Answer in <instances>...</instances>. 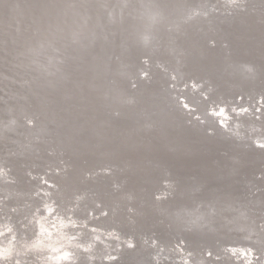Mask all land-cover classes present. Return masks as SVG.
Listing matches in <instances>:
<instances>
[{
	"label": "water",
	"instance_id": "95a60500",
	"mask_svg": "<svg viewBox=\"0 0 264 264\" xmlns=\"http://www.w3.org/2000/svg\"><path fill=\"white\" fill-rule=\"evenodd\" d=\"M157 1L162 5L166 3L164 2L166 0ZM250 6H256L255 0H253V4ZM21 7L25 9L24 14L20 11ZM62 7L61 0H57L54 4L41 3V0H0V49H2L0 50V73L11 76L10 70H18V75L14 74L12 79H7L0 74V85L3 82L5 83V89H2L0 86V98L2 96L5 97V99H0V105L5 102H12L13 108L20 107L22 104L25 105L27 107L26 110L31 112V119L34 120V125L43 117L49 119L55 116H64L65 119H68L67 121L62 120L60 122L59 126L61 125V127L58 130L61 132L58 135L47 133L43 136V134L37 133L35 134V138L32 139L31 143L34 144L41 145L45 141L52 144L53 142H57L60 136L62 144H59V142L54 144L53 148L50 147L47 150L48 154L44 147L38 146L32 149V153H28L27 149H25L26 154L24 155H29L25 158L22 156L23 153L14 149L15 143L9 140L3 141L4 138L0 137V154L5 156L8 162H10L11 171L17 172L27 165H30L33 169H39L42 168V165L43 168H53V166L61 164L58 167L60 171L56 170L54 174L56 179L62 178V180H58V186L54 187V196L58 199L60 198V193H65L70 176H73V168L71 167H74L75 164L76 166L79 164L81 167L86 168L90 164L88 159H95V157H98L97 153L104 152L106 154L108 150L117 151L120 149L122 150L119 153L120 156H124L129 151V147L135 146L129 145L127 148L125 146L127 143L132 142L139 146L143 142L145 144L142 148L143 150L147 152L150 148L154 147L164 156H161L163 159L148 160L142 165L138 164V169L136 168V164L132 162L125 163L120 161L121 159H117L111 164H106L105 167L112 170L111 175L106 174L109 181L111 180V185L115 181L112 178L116 177L120 178V187L114 190L111 186L112 189L109 192L94 193L93 198L99 199L98 206L105 207V211L108 212L107 216L101 214L104 217L103 219L109 217L115 219L123 210H125L123 212H126L129 201H131V206L136 210L135 215L132 217V220L135 222L131 223L135 224L140 221L145 230L148 233L154 234L160 242L161 237L165 236L171 241H178L181 239L179 237L181 235L188 248H192L196 244L200 248L202 246L212 247L213 250L216 248L217 241L220 243L235 242V237L232 239H219L214 242L212 232L203 230L186 231L188 234L189 232L193 234L191 237L189 236L191 234L188 235L182 230L174 232L172 230L175 226V217L167 216L168 210L166 212L164 208L165 211L161 210V215L154 214L156 216L154 219L150 213L147 215L145 209L148 210L151 202H153L151 197L153 198V193L155 192H162L163 196L165 193L164 189H168L164 197L166 199L174 198L178 194L176 189L178 184L181 180L183 181L187 178L201 183L200 188L195 194H229V192H234L239 194L241 198H247L253 190H255L253 198L264 194V177L261 176V174H264V150L251 146L245 148V141L243 139L221 132L218 128L216 129V135H207L205 129L209 126L215 128V120L207 117V113H203L201 109L210 105L215 107L219 103H225L229 106L230 112L234 104L237 107L242 103H248L249 108L253 112H255V107H260L261 112H264V107H262L264 99H260V97L264 96V87H262L264 85V49H261L259 52L257 51L254 43L248 39L245 29L239 22L227 25L216 21V24L214 23V37L211 39L215 41V47L209 46V43L200 44L199 42L196 48L183 51L184 55L179 57L180 63L178 64L181 72L174 67L172 68L166 61L160 62L169 72H161L159 68H155L154 64L152 83L145 84L141 81L137 86V93L130 95L128 93L130 90V76L136 73V65L139 62L138 56L140 54L135 49L136 42L132 36L126 37L124 47L119 46V43L113 45L110 40L105 41L103 38L104 33L100 31V26L105 27L106 30L112 26L109 25L105 12L101 11L102 13L99 12L102 14L101 25L96 24L94 30L92 16L95 5L92 0H88L86 2V9L90 14L85 16L81 24L83 32L87 30L88 35L81 32L82 34L77 33V36L74 38L63 39V44L60 45L62 46L60 48L61 51H59L60 53L62 52L61 60L56 63L60 67V71L49 66V64L47 70H43L33 62L29 66L14 67L18 61L14 57H11V54L18 47V52L22 48L23 51L29 54V51L25 48L23 49V46H27L30 41L36 38V35L43 34V32L49 37L51 35L50 27L53 25V22L60 21L64 11L67 13L71 12L68 11L70 10L68 7L63 9ZM81 8L84 10L83 7ZM45 10L50 15H45ZM12 11L17 12L15 14H17V19L20 21L21 26H19L18 31L15 30L16 18L12 16ZM3 14H5L7 19L2 17ZM130 21L126 20L123 25L115 30L118 32L122 31L126 35L127 31L130 30ZM29 23L35 25L36 30H27L29 29ZM17 40L21 44L13 43V41ZM226 40L229 43L228 49H225L223 46ZM149 42H151V37ZM44 51V47L41 46L35 49L34 57L39 56V59H35L43 61L42 55ZM227 54L238 59L250 60L252 64L259 65V81L245 79L244 76L247 73L242 74V71L227 65L226 57H223ZM13 60L15 64L12 62ZM121 61H123L122 64ZM204 66L206 67L204 68ZM193 69L199 70V75H194ZM47 72H55L56 75L48 77L46 75ZM164 73L167 74V77ZM169 73H174L177 76V80L180 81L177 84L179 87L176 86V89L172 88L168 90V84L175 83L171 80ZM46 77L52 81V87L49 83H44ZM191 79H194L198 84L203 82V87L199 91H193ZM162 82L166 86L162 85ZM97 83H105L106 90L111 95L115 94L119 97L122 102H118V104L124 106V113L121 119L112 120L110 118L105 119L103 123L99 121L94 122L90 126L91 129H89L86 124H83L86 121H83L82 117L84 112L96 108L94 106L97 103V96L102 92L97 87ZM185 83L188 84L187 87H184ZM250 83L255 87L250 91H242L240 85L248 86ZM68 86L71 89L64 91V88ZM209 86L212 88L211 92L207 91ZM14 89L18 93H11V90L14 91ZM172 90H176L179 95L178 101L180 97H184V100L190 104L189 110H184L179 104L172 102V100L168 103L166 102V98ZM74 93H77V97ZM32 94H39L38 96H41L42 100L44 99L43 103L37 105L38 102L35 101L37 95ZM204 95L208 97L206 100L204 99ZM58 97H60L58 99L59 103L55 101ZM75 97L77 103L72 101L76 100ZM129 97L135 98V102L133 100L129 104L127 102ZM238 97H242V99H239V102L237 101ZM253 105L255 107H252ZM54 107L60 108L56 109ZM35 109L41 110V113L34 114ZM55 109L57 111H54ZM71 109L75 110V113L80 112L81 115H78V120L69 116L71 115ZM103 109L104 107H102ZM127 109L130 111L128 112ZM12 110L14 111V109ZM43 110L48 112V116L44 114L45 112L43 113ZM20 112L24 113V111ZM0 114L6 116L8 113L2 111ZM197 115L201 119L206 120L205 125L201 126L199 120H193V117ZM86 117H90L89 114ZM27 118L28 115L22 117V120L25 122ZM91 118L94 119V116H91ZM240 119L245 125L248 122L255 123L254 120L248 121L244 117ZM186 120H192L193 125H187L185 123ZM240 131L247 135L246 129H241ZM6 133H10V131ZM19 136L21 138V135ZM24 148L31 149L29 146ZM43 157L50 158V160H43ZM230 157L232 159H229ZM55 158L57 159V163H54ZM223 160H232V163L235 164V171L230 169L229 172H226L227 168L223 167L219 168V170L223 169L221 173L219 171L214 172L216 163H220ZM97 163L95 165H103L100 161ZM146 169L149 170L147 174H145ZM44 172H47L46 168ZM159 172L163 174L160 175ZM86 173L90 174V172L81 173L79 184L80 182L84 184L88 182V178H93V175L86 177ZM23 175L24 178L30 179L27 174L23 173ZM237 177L241 181L249 177L252 179L249 183L243 182L242 186L238 183L237 187L241 186L238 191L236 186L234 188L233 183L234 178ZM164 179H170L171 181L167 187H164L162 184V181H165ZM133 180L137 181L136 185L139 187V193H132L124 200L120 198L119 204L109 205L107 203V201L111 202L113 198L118 197L123 191L133 186ZM149 182L159 185L155 190L150 189L149 197L144 196L142 199L140 194L144 193L146 185L150 184ZM69 189L73 190L72 192L78 190L73 187ZM57 195L58 198L56 197ZM249 206V213L256 215L255 206L252 204ZM200 207L205 208V205L202 204ZM127 216L128 214H126V218ZM261 218L263 219L264 215ZM126 220L129 219L127 218ZM117 222V220L116 223L111 222V226L119 228ZM132 235H136V233L132 231ZM123 258L127 259V264H138V262L140 264H154L151 258L146 261L136 255L135 249L123 251L118 260H122Z\"/></svg>",
	"mask_w": 264,
	"mask_h": 264
},
{
	"label": "bare ground",
	"instance_id": "6f19581e",
	"mask_svg": "<svg viewBox=\"0 0 264 264\" xmlns=\"http://www.w3.org/2000/svg\"><path fill=\"white\" fill-rule=\"evenodd\" d=\"M94 5H95V10H94V14L92 16V21H93V28L95 30V25H101V20H102V12L105 5L102 2H97V0H92ZM27 2V1H26ZM166 2V1H164ZM145 3L150 4L151 5V11L152 12H157L160 10V8L163 6L161 3H159L157 0H145ZM28 4V3H27ZM61 4H63V8H67L70 9L68 11H71L69 13H67L66 11H64L62 13V19L60 21H54L53 25L50 27L51 28V32H50V38L48 36H46L43 32V34H39L38 36L36 35L35 39H33V41H30L27 46H23V49H27V51H29L28 54V60L25 61V65L29 66V64L31 62H33L34 64L36 63V65L39 66V68L43 69V70H47V66L49 64V66L54 67L56 69H59V71L61 70L60 67L56 64L59 60H61V53L59 51H61V44H63V39H67V38H74L77 36V33L82 34L81 32H83L82 30V26L81 24L83 23V20L85 18V16H88V11L86 9V3L85 2H81V0H61ZM165 4V3H164ZM88 5V4H87ZM108 7H111L112 4L107 5ZM84 8V10H82V8ZM19 8V7H18ZM85 10L87 11V15H85ZM20 11L22 14H24L25 9H22V7L20 8ZM101 12V13H99ZM16 21V27L15 30L18 31L19 30V26L20 25V21L19 19H17V12L12 11L11 12ZM106 15V13H105ZM2 17L4 19H7L5 17V14L2 15ZM13 18V19H14ZM63 21V22H62ZM34 22V21H33ZM133 23V21H130V25ZM141 23L143 24V30L138 33L136 36H132L133 40H135V42L139 39V36L141 35H146L149 37H151V42H148V46L149 47H153L156 44V36L157 33L155 31L154 26L151 25V21H149L146 17L141 21ZM216 24V22H215ZM29 29L27 30H36L35 25L29 23ZM129 25V26H130ZM214 24L209 28V27H205L203 31H199L197 30V27L195 26H188L184 33L178 37L173 38L172 35L163 32V30H161V37L164 40V44L166 48H174V49H182L184 52L187 51L188 49H194L198 46L199 42L200 44H208L209 40H211L214 37ZM53 29V30H52ZM130 29V28H129ZM33 33V32H32ZM37 33V32H36ZM48 33V31H47ZM83 33H85V35H88V31L85 30ZM38 42H40L38 44ZM13 43H20L18 40L17 41H13ZM21 44V43H20ZM39 46L44 47V53L42 55V57L44 59L41 60H37L35 58L39 59V56L34 57V53H35V49H37ZM19 49V47L17 48ZM15 50L14 53L11 54V57H15L16 54L18 53V50ZM185 49V50H184ZM21 51L22 48H20ZM20 51V52H21ZM31 51L32 54H31ZM220 52V50H218ZM226 57V63L227 65H230V67H234L239 71H242V69L240 68V64L242 62H247V63H252V61L247 60V59H238L236 57H232L231 55H226L223 56ZM156 59H159L160 61H166L168 62L171 67L175 68L176 70H178L179 72L180 69L178 68V64L176 62V58L173 56H169L167 54L166 51H162L161 54L158 55V57H156ZM137 60V59H136ZM136 60H134V62H136ZM15 64V61H12ZM123 61H121L122 64ZM124 64V63H123ZM128 64V63H126ZM188 65V64H187ZM206 66H204L205 68ZM11 76L7 75L5 73H0L2 74L4 77H6L7 79H12V76H14V74L18 75V70L17 69H12L10 70ZM133 73V72H132ZM193 74L194 75H199V70H194L193 69ZM245 74V73H243ZM132 75V74H131ZM164 75L167 77V74L164 73ZM164 76V77H165ZM50 77V76H48ZM15 79V78H13ZM200 80V79H199ZM195 81L194 79H191V82ZM196 82V81H195ZM255 82V81H253ZM44 83H49L50 86L52 87V81L50 79H48L46 77ZM197 83V82H196ZM124 84V83H123ZM165 83L162 82V85ZM184 84V83H183ZM182 84V85H183ZM2 89H5V83L3 82L2 85H0ZM9 86V85H7ZM177 87H179L178 85H176ZM242 88V91H250L252 90V88H254L255 86H253L251 83L248 86L245 85H240ZM97 87H99L102 92L105 91L107 88L105 87V83H97ZM177 87H174V89H176ZM264 87V85L262 86ZM71 88L65 87L64 91H69ZM108 91V90H107ZM17 92V90L14 89V91L11 90V93ZM203 92V91H200ZM18 93V92H17ZM78 93V90H77ZM77 93L76 97H77ZM109 93V92H108ZM173 94L175 95L176 99L173 100ZM201 94V93H200ZM32 95H37L36 98V102L37 105L42 104L44 99L42 100L41 96H38L39 94H32ZM63 95V94H62ZM110 97L112 98V100L116 103L118 102H122L119 97H117L115 94H110ZM44 96V95H42ZM181 96V95H180ZM75 97V99H76ZM178 97L179 95L177 94L176 90H172L169 92L167 98H166V102H170L172 100V102H175V104H179L178 101ZM3 99H5V97L2 96ZM48 98V97H47ZM60 97L56 98L55 101H58L59 103V99ZM63 99V98H62ZM65 99V98H64ZM61 100V99H60ZM79 100V98H78ZM135 102V98L129 97V99H127V102L129 104H131L132 102ZM73 102L77 103V99L76 100H72ZM239 102V100H237ZM62 102V101H61ZM97 103H95L96 108H92L90 111L84 112L83 113V124L89 127V129H91V125L94 122H100L103 123L105 119H110V117L106 114V110H102V105L101 103L96 100ZM64 103V102H62ZM74 103V104H76ZM185 103H187V101L185 100ZM73 104V105H74ZM189 104V103H187ZM218 105L224 106L226 105L225 103H219ZM235 105V104H234ZM248 106V103H242L237 107H242V106ZM190 106V104H189ZM227 106V105H226ZM39 107V106H38ZM64 107V106H61ZM127 107H131V106H127ZM229 106H227L226 110L229 111L228 109ZM54 108H60V107H54ZM232 108V107H231ZM14 109V111L12 110ZM16 109V110H15ZM27 107H25V105H21L20 107H16L13 108V104L12 102H5L4 104L0 105V112H7L8 114L6 116H2L0 114V119L5 120V122H7V120L9 119V111H11V115L14 116L18 122V126H13L12 124L8 125L9 131L10 133H4L3 137V141L5 140H9V141H15L14 144V149H16L18 152L23 153L22 156H24L26 158L27 155L25 153V149H27L28 153H32V149L36 148V147H44L46 149V153L47 150H49L50 147L53 148V146H55L54 144H56L57 142H59V144H62L60 142V136L58 137V141L57 142H53L52 144L47 143V141L42 142L41 145L40 144H34L31 143L32 139L35 138V134L39 133V134H43V136L47 133H54L56 135H58L61 131H59V127H61V125L59 126L60 122L63 121H67L68 119H65L64 116H55L54 118H49L47 119L46 117L40 118L41 120L34 125V127L32 128H28L25 126V122L24 120H22V117L28 115V118H31V112L26 110ZM54 111H57V110ZM131 109V108H129ZM129 109L128 112L130 111ZM203 113H207L209 107L207 106L206 108H201ZM20 111H24V113L20 112ZM34 114H38L41 113V110L35 109L34 110ZM45 112V113H44ZM92 112V113H91ZM43 113L45 115L48 116V112L46 110H43ZM71 117L74 118H78V115H81L80 112L79 113H75V110H70ZM69 113V114H70ZM90 117H86V115H88ZM148 114V113H146ZM57 115V114H56ZM91 116H94V119L91 118ZM90 119V120H89ZM78 120V119H77ZM252 122H248L246 124V126ZM11 133H17L15 136L11 135ZM21 135V138L20 136ZM49 135V134H48ZM62 137V136H61ZM39 143V142H38ZM129 145H135L134 147L131 146L128 148ZM26 146L31 147V149L29 148H24ZM125 146H127V148L129 149L128 152L125 153L124 156H120L119 153L122 152V150H108L106 152V154H104V152L102 153H97L98 157H95V159H88L89 161V165L88 167L86 166V168L81 167L78 163V166H76V164L74 165L73 168V176H70V180L68 183L67 188H65V193H60L59 196L60 198H58V195L56 196L58 199L55 198L54 194H55V190L54 187L56 188L60 181V179L62 180V178H58L56 179V177L54 176L56 170H58L59 165H55L53 166V168H49V167H44L42 165V168H37V169H33L30 167V165L25 166L24 168H21L20 170H18L17 172H12L10 173L11 177L15 178V183H4V182H0V197L6 196L8 197L6 200L0 202V224H3L5 222H7L8 224H10L13 228V233H15L16 235V241H14V244L16 246L17 249H20L21 251H23V249L20 247L22 243H30L33 238L35 237L36 234V230H37V225H36V220L40 219V217L45 215V208L44 205L48 204V203H53L55 211L52 213V215L47 217V222L52 221V216H58V217H63L65 220L68 219V216L71 215L73 217V219L75 220V222L77 223V225H81L82 222H86L85 226H78L76 228H72L69 227L67 229H65L64 231L66 232V234L70 235V236H75L76 240L73 241V243H84L87 244L91 241V236L93 235V233L88 231V228L90 227H95L98 229H102V230H111V229H118L122 234L124 235H129L132 234V231L136 233L135 236H139L142 233H148L147 230H145V228L143 227L142 223L139 221L136 222L135 224H132L129 220H126V212H123L125 210H123L121 213L118 214V216H116V218L114 219L112 218H106L103 219L104 217L101 216V214H103L105 212V207H99V199H95L93 198L94 193H100L102 191H106L109 192L111 188V180L109 181L108 176H106V174L104 173V169L108 168L105 167L106 164H111L113 163L115 160L117 159H121L120 161L122 162H127V163H134L136 164V168H139L138 164H144L146 163V161L151 160V159H163L161 158V154L158 150H156L154 147L150 148L149 151H145L142 148L145 146V144L142 142L141 145L137 146L135 143H127ZM48 154V153H47ZM72 154V153H71ZM31 157V156H30ZM164 157V156H162ZM229 159H232V157H230ZM43 160H47L49 161L50 158L47 157H43ZM54 161V160H53ZM100 161L103 165H95L98 164L97 162ZM23 162V161H22ZM25 163V161H24ZM35 163V162H34ZM57 163V159L55 158V162ZM0 164H3L4 167L6 168H11V164L10 162H8L7 158L5 156H2L0 154ZM104 166V167H103ZM235 164L232 163V160H223L220 163H216V166H214V172L215 171H219L220 173L222 172V170L219 168H223L226 167L227 171L229 172L230 169H233L235 171L234 168ZM36 167V166H35ZM47 169V172H44V169ZM49 168V169H48ZM43 169V170H41ZM151 169V168H150ZM31 172L33 174L34 178H30L28 179L27 177L24 178V174H27ZM82 172H90V175H93V178L90 179L88 178V182H85L84 184H82V182H80V184L78 183L79 181H81V173ZM147 172H149L148 169H146L145 174H147ZM53 173V174H51ZM159 174H163L162 172H159ZM28 175V174H27ZM29 177V175H28ZM65 177V176H64ZM92 177V176H91ZM182 178V177H181ZM113 180H115L114 182L119 184V180L120 178H116L113 177ZM234 188L236 186V189L239 191L241 186L245 183H249L251 181V177L249 178H244L242 179V181L237 177L234 178ZM29 180V181H28ZM59 180V181H58ZM168 181V184L171 183L170 179H164ZM135 180H133V186H131L129 189H127L126 191H123L118 197L113 198V200L107 201V203L110 205H114V204H119L120 203V198L121 199H126L130 194L132 193H139V187L136 185ZM158 182V181H157ZM236 182V183H235ZM150 183V182H149ZM151 182L150 184L146 185V189L144 190V193L142 192V194H140V196H142V199L144 198V196H148L150 194V189L152 188L153 190L157 189L158 185L157 183ZM159 183V182H158ZM241 185L240 187H237V185ZM49 184H52L54 187L49 188ZM167 184V185H168ZM200 182H196L194 180H191L189 178H187L186 180H181L180 183L177 186V191L178 194L172 198V199H162L161 201L157 202L155 201L152 197V201L150 206L148 207V210L145 209V212L147 213V215L150 213V215L155 219V215H161V210L167 212V216L174 218L175 217V226L173 227L174 232H178L181 231L182 229L188 228L191 229L190 231H209L212 232L213 234V241L215 242L216 240L219 239H232L233 235H228V234H222L224 229H228V228H235V227H244L247 228L248 222L245 219L246 216H249V218L251 219L252 217H254L255 215H252L249 213L250 210V204L241 206L239 201V194H236L234 192H229V194L224 193V194H220V193H212V194H207V193H201V194H195L196 191L200 188ZM73 187L74 189L77 188L78 190L72 192L69 188ZM142 190V189H141ZM236 190V191H237ZM168 191V189H164V194L163 196L166 194V192ZM45 192H50L52 195L51 196H45L44 193ZM263 192H264V188H263ZM34 193H36V195H34ZM162 193V192H161ZM241 193V192H240ZM162 195V194H161ZM80 196L81 199L77 200L76 197ZM62 197V198H61ZM241 198V197H240ZM141 199V198H140ZM254 200H257L261 203V207L264 208V194H261L255 198H253ZM202 204L205 205V208L200 207ZM67 206V207H66ZM200 207V209H199ZM15 208L16 211L13 212L11 209ZM165 208V209H164ZM42 209V210H41ZM158 211V212H157ZM89 212L92 213L91 216H89ZM145 213V214H146ZM158 213V214H157ZM95 217V218H93ZM159 217V216H158ZM31 219V223H29V220ZM89 219H93V220H89ZM264 219V218H263ZM116 220L118 221V225L119 228L116 226H111V222L116 223ZM99 222V223H97ZM42 223H46V221H42ZM109 224V225H108ZM23 225V227L21 226ZM185 233L188 234V232L184 231ZM79 233V235H78ZM179 235V233H177ZM191 234V235H189ZM189 236L191 237L193 234L191 232H189ZM12 233H9L7 235H5L3 238H0L3 240L4 243L7 242L9 236H11ZM54 236L56 235L55 233L53 234ZM182 239V236H179ZM101 239L104 240L105 237L103 235H101ZM106 243H110L113 245H115L114 241L106 240ZM137 248L135 249V254L138 255L140 258L144 259L147 261V259L151 258L152 252L153 250L148 247V245H144V247L141 249L140 245H139V241H137ZM173 241L169 240V238L165 237H161V243L164 244L167 248L168 245H170ZM150 243V242H149ZM195 246H193L190 249L193 250H198L200 249V247L196 246V244H194ZM216 247V246H215ZM73 252L76 253L77 256V264H88V261L86 259H84V254L80 253L78 250L76 249H70ZM47 251L45 252H35V253H29L26 257L27 260L33 261V264H40L39 260L36 259V257H45L47 256ZM92 256L98 257L100 259L98 260H93L92 264H103V259L102 257L109 254L107 252H105V249L103 247V245H101L99 242H95L92 252L89 253ZM115 254V253H112ZM20 259H25V257H20ZM127 259H122V260H117L115 262H113V264H127ZM211 264V262H210Z\"/></svg>",
	"mask_w": 264,
	"mask_h": 264
},
{
	"label": "clouds",
	"instance_id": "9594fccd",
	"mask_svg": "<svg viewBox=\"0 0 264 264\" xmlns=\"http://www.w3.org/2000/svg\"><path fill=\"white\" fill-rule=\"evenodd\" d=\"M56 2L57 0H41V3L48 4ZM81 2L86 3L88 0H81ZM97 2H102L105 5L103 11L106 13L109 25L112 26L107 30L105 27L100 26V31L104 33L103 38L105 41L110 40L113 45L119 43V46L124 47L127 36H136L143 30L144 26L141 21L145 17L151 21V25L154 26L157 33L156 44L153 47L148 46L149 37L146 35L139 36L135 43V49L140 54L138 56L139 62L136 65V73L130 76V90L128 92L130 95L137 93V86L141 81L145 84L152 83L154 64L155 68H159L161 72H169L160 60L156 59L157 55L161 54L162 51H166L169 56L175 57L177 64L180 63L179 57L184 55L182 49L178 51V49L165 47L164 40L161 37V30L175 38L182 35L188 26H195L197 30L203 31L205 27L210 28L216 21L227 25L239 22L245 29L248 39L254 43L257 51L264 49V7H262L264 6V0H255L256 6H250L253 4V0H166V3L157 12H152L151 5L145 3V0H97ZM109 4H112V6L108 7L107 5ZM44 14L50 15L47 10H45ZM85 15H87L86 10ZM126 20H131L133 23L129 26L130 30L124 35L122 31L118 32L115 29L123 25ZM208 43L209 46L215 47L214 40H209ZM223 46L225 49L229 48L227 40ZM14 59L18 61L14 67H24L25 61L28 60V54L25 51L18 52ZM240 68L242 69V74L247 73L244 76L245 79L259 81V65L242 62ZM46 75L51 77L55 76L56 73L47 72ZM169 75L175 83L168 84V90L180 83L174 73H169ZM191 84L193 91H199L203 87V82L198 84L193 81ZM187 86L188 84L185 83L184 87ZM211 90L212 88L209 86L207 91L211 92ZM172 98L173 100L176 99L174 94ZM207 98V95H204V99L206 100ZM237 99H242V97ZM260 99H264V96L260 97ZM97 100L112 120L122 118L124 106L114 102L107 90L99 93ZM179 106L184 110H189V104L185 103L184 97L179 98ZM252 107H255V105ZM226 108V105L209 106L207 117L215 120L216 127H207L205 129L206 134L210 136L216 135V129L218 128L221 132L243 139L245 148L251 146L264 150V112H261V108L255 107V112L246 105L242 107L233 105L230 112ZM241 117L248 121L254 120L255 123H249L246 126L240 119ZM193 120H199L201 126L206 124V120L201 119L199 115L193 117ZM185 123L193 125L192 120H186ZM9 124L18 126V122L11 115V111H9L7 122L0 119V137H3L4 133L9 131ZM25 126L28 128L34 127V120L31 118L25 119ZM241 129H246L247 135L240 131ZM16 134L13 133L12 135L15 136ZM57 171L59 172L60 170L58 169ZM103 171L105 174L111 175L112 170L105 168ZM10 173L11 168H6L3 164H0V182L15 183V178L11 177ZM27 174L30 178H34L31 172ZM88 175L86 173V177ZM261 176L264 177V174H261ZM162 184L167 187L168 181H162ZM52 187L54 186L49 184V188ZM112 187L115 190L120 185L113 182ZM44 195L51 196L52 194L45 192ZM254 195L255 190L247 198L239 197L238 201L241 206L247 204L255 206L256 215L251 219L249 216L245 217L249 226L247 228L224 229L222 234L235 236V242L220 243L217 241L215 250L208 246H202L198 250L190 249L186 246L183 239L173 241L166 248L152 233H142L139 236L124 235L115 228L105 231L95 227L88 228V231L93 233L91 236L92 242L87 244L73 243L76 237L66 234L64 230L69 227L85 226L86 222L77 225L71 215L68 216L67 220L63 217L52 216V221L47 222V217L55 211L53 203H48L44 205L45 215L36 220L37 230L35 237L30 243L21 244L20 247L23 251L17 249L14 244L16 235L13 233L12 226L7 222L0 224V238L12 233L6 243L0 239V264H33V261L26 259L27 255L30 252L45 251L48 253L47 256L36 257L40 264H77L76 253L70 249H76L83 253L84 259L88 261V264H92L93 260L100 259L89 254L92 252L95 242L103 245L105 252L109 253L102 257L103 264H113L123 251L136 249L137 241H139L141 249L144 245H148L153 250L151 259L154 264H210V262L211 264H264V219L261 218L264 215V208L261 207L259 201L253 199ZM7 198L6 196L0 197V202ZM164 198L160 192L153 193V199L157 202ZM76 199L79 200L81 197L77 196ZM11 210L13 212L16 211L15 208ZM126 212L128 214L127 218L134 223L135 221L132 220V217L135 215L136 210L131 206V201H129ZM103 214L107 216L108 212L105 211ZM91 215L92 213L89 212V216ZM42 221H46V223H42ZM31 222L30 219L29 223ZM21 226L23 227V225ZM190 230L188 228L182 229V231ZM54 233L56 234L55 236L53 235ZM101 235L105 237L104 240L101 239ZM109 239L115 242L114 247L112 244L105 242ZM20 257H25V259H20Z\"/></svg>",
	"mask_w": 264,
	"mask_h": 264
}]
</instances>
